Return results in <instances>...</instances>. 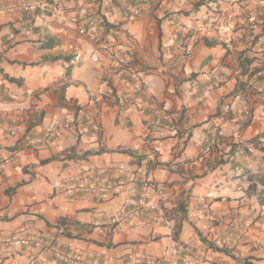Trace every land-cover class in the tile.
<instances>
[{"label": "crops", "instance_id": "0c3cea01", "mask_svg": "<svg viewBox=\"0 0 264 264\" xmlns=\"http://www.w3.org/2000/svg\"><path fill=\"white\" fill-rule=\"evenodd\" d=\"M196 1L0 0V235L53 237L103 264H181L179 245L190 264H264V203L247 190L264 175V0ZM56 119L70 126L30 144ZM94 173L122 184L67 191ZM142 193L161 211L124 220ZM27 256L0 247V264Z\"/></svg>", "mask_w": 264, "mask_h": 264}, {"label": "built area", "instance_id": "2783aa9c", "mask_svg": "<svg viewBox=\"0 0 264 264\" xmlns=\"http://www.w3.org/2000/svg\"><path fill=\"white\" fill-rule=\"evenodd\" d=\"M59 1V0H56ZM23 10H31L35 7L32 2H23L19 5ZM131 16H137L139 14L138 9L131 5L126 6ZM99 19L94 18L89 20V25L96 27L99 24ZM117 64L120 68L128 71L127 60L125 57L117 56ZM135 78V75H134ZM145 88L142 85H137L134 91L144 92ZM134 93L130 98H134ZM168 115L163 113V118H167ZM70 126V123L65 120L56 119L50 126H48L43 135L40 137H34L29 140L30 144L40 143L44 139L52 137L58 131V129H66ZM221 127L219 124L213 125L210 130L209 142L205 150H209L215 146L220 138ZM1 167V162H0ZM122 184L120 178L112 179L108 175L103 173L84 174L77 180L68 184L67 191L70 194L74 193H93L106 195L110 194L116 187ZM154 192L156 199L159 202L165 199V193L162 187H155ZM153 208L159 209L156 203H152L150 199L146 197L145 193H142L131 205H129L123 212V219L128 222H133L145 215V213ZM234 213H237L235 211ZM233 229L240 235L242 231H239L238 227L234 225ZM237 234V235H238ZM242 235V234H241ZM223 243H228V239L224 238ZM0 247L12 248V249H25L28 251L27 264H37V252H44L50 255L55 261L61 264H103L99 260L93 259L88 256H83L80 252L71 249L63 248L55 238L45 236L42 234H3L0 235ZM179 259L181 264H190L192 258V250L185 245L178 246ZM136 264H167L164 258H154L145 256L136 261Z\"/></svg>", "mask_w": 264, "mask_h": 264}, {"label": "trees", "instance_id": "16d2710c", "mask_svg": "<svg viewBox=\"0 0 264 264\" xmlns=\"http://www.w3.org/2000/svg\"><path fill=\"white\" fill-rule=\"evenodd\" d=\"M210 1L213 0H197L194 4L195 8L206 4ZM250 59L245 60V62L250 63ZM68 73V70L66 71V74ZM264 136V133H262L261 135L257 136ZM247 181H248V186H247V190L248 193H253L256 194L257 197L259 198V202L262 204L264 203V175H260V174H256V173H251L247 175ZM212 246V245H211ZM213 249L215 250H219V251H226L224 250L222 247L219 246H212Z\"/></svg>", "mask_w": 264, "mask_h": 264}, {"label": "rangeland", "instance_id": "374dc122", "mask_svg": "<svg viewBox=\"0 0 264 264\" xmlns=\"http://www.w3.org/2000/svg\"><path fill=\"white\" fill-rule=\"evenodd\" d=\"M252 17V16H251ZM252 20H253V22H256V19H255V17H252Z\"/></svg>", "mask_w": 264, "mask_h": 264}]
</instances>
